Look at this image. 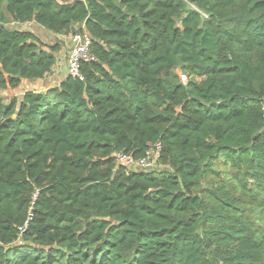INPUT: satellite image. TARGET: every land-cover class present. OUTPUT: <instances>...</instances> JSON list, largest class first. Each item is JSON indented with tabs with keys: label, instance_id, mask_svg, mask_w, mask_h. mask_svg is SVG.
I'll return each instance as SVG.
<instances>
[{
	"label": "trees",
	"instance_id": "trees-1",
	"mask_svg": "<svg viewBox=\"0 0 264 264\" xmlns=\"http://www.w3.org/2000/svg\"><path fill=\"white\" fill-rule=\"evenodd\" d=\"M81 27L82 79L4 101ZM263 100L264 0H0V264H264Z\"/></svg>",
	"mask_w": 264,
	"mask_h": 264
},
{
	"label": "built area",
	"instance_id": "built-area-1",
	"mask_svg": "<svg viewBox=\"0 0 264 264\" xmlns=\"http://www.w3.org/2000/svg\"><path fill=\"white\" fill-rule=\"evenodd\" d=\"M68 51L66 57L65 73L72 77L82 79L83 77L79 71V65L82 61H92L94 57L90 54L89 46L91 38L89 34L81 27L80 30H74L67 34ZM179 78L182 83L186 82V75L179 72ZM36 90V89H34ZM38 91V90H36ZM264 102V100H263ZM161 145L155 142L145 150L142 157L135 158L131 153L123 150H118L113 153V158L116 164L125 165L132 168L150 170L157 166L159 163ZM31 207L28 210L27 218L20 227L23 231L27 226L28 220L31 219Z\"/></svg>",
	"mask_w": 264,
	"mask_h": 264
},
{
	"label": "crops",
	"instance_id": "crops-1",
	"mask_svg": "<svg viewBox=\"0 0 264 264\" xmlns=\"http://www.w3.org/2000/svg\"><path fill=\"white\" fill-rule=\"evenodd\" d=\"M32 24H33L32 22H29L26 25L29 27L31 26V28H36L37 32L43 30V28L39 27V26L32 27ZM45 33H46V36H48V39L46 38L44 41L52 40V39H55V40L59 39L61 41V49L56 54L57 60H56L55 64L52 66L51 70L48 73H46L44 75V77L38 78V79H32V80L24 79L21 82V84L18 86L19 89L23 88L24 86L31 85V89L43 91V90L47 89L48 87L57 85L60 77L65 75L66 57H67V51H68L67 35L62 34V35L53 36L48 31H45ZM50 78H52V79L49 80ZM42 83H44L45 86L44 85L42 86L41 85ZM8 90L12 91L14 89L6 88V89L2 90L1 93L3 94V92H6ZM26 90H29V89L24 88L23 92Z\"/></svg>",
	"mask_w": 264,
	"mask_h": 264
},
{
	"label": "rangeland",
	"instance_id": "rangeland-1",
	"mask_svg": "<svg viewBox=\"0 0 264 264\" xmlns=\"http://www.w3.org/2000/svg\"><path fill=\"white\" fill-rule=\"evenodd\" d=\"M39 36L45 40L46 38L48 39V36H46V33H40ZM180 70H178L179 72ZM52 78H50L49 80H51ZM42 86L44 85V83L41 84ZM45 86V85H44ZM24 88H28L31 89V85L28 86H24L23 88L19 89H14V90H8L6 92H3V98L4 101L7 102L8 99L12 96H15L16 98H20L21 97V93L23 92ZM212 168L214 169L213 172H211L205 179H204V184L203 186H210L211 184L214 185H220L222 186V184H225V186L228 184L229 186H233V175H232V170L231 167L229 165V163L225 162V161H215L214 164L212 165ZM215 171H218L219 174H215ZM238 195V193H236ZM245 205H247L246 203H244ZM250 217H252L251 212L248 214ZM256 220L258 223H260L259 219L256 216Z\"/></svg>",
	"mask_w": 264,
	"mask_h": 264
},
{
	"label": "water",
	"instance_id": "water-1",
	"mask_svg": "<svg viewBox=\"0 0 264 264\" xmlns=\"http://www.w3.org/2000/svg\"><path fill=\"white\" fill-rule=\"evenodd\" d=\"M72 31H74V29H72Z\"/></svg>",
	"mask_w": 264,
	"mask_h": 264
}]
</instances>
